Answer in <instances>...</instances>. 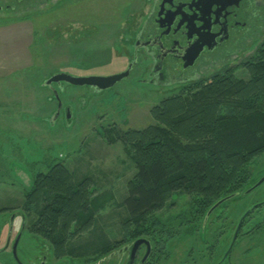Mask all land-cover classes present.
<instances>
[{
	"label": "rangeland",
	"instance_id": "rangeland-1",
	"mask_svg": "<svg viewBox=\"0 0 264 264\" xmlns=\"http://www.w3.org/2000/svg\"><path fill=\"white\" fill-rule=\"evenodd\" d=\"M151 2L0 0V248L8 242L12 222L14 235L22 224L17 211H24L25 192L36 175L63 162L76 180L91 178L93 199L104 207L89 227L78 231L73 224L70 228L66 247L74 249V256L55 260L51 244L47 264H104L105 245L111 248L108 254L115 255L134 239L130 232L126 236L123 202L136 167L127 145L118 140L121 134L155 125L152 110L163 100L219 71L233 69L235 77L249 78L242 66L264 44L263 19L255 21L253 40L241 33L232 37L223 47L229 53L216 58L219 65L197 69L194 78L199 79L188 83H144L151 61L140 52L130 76L111 89L95 91L65 82L52 88L45 85L58 73L87 77L126 71L134 60L135 36ZM54 90L63 106L71 108V118L62 114L55 119ZM250 170L252 184L264 173V154L255 158ZM263 197L264 184L250 197L240 195L228 201L205 221L197 211L196 195L174 193L150 217L145 230H154L150 226L155 219L162 227L142 237L154 246L155 264H217L232 242L241 215ZM263 212L264 208L255 219ZM35 219L28 215V232ZM247 229L223 264H264V229L254 235ZM30 233L24 234L18 256L40 264L37 258L47 240ZM160 242H164L163 250ZM0 264L17 262L0 254ZM106 264H121V258Z\"/></svg>",
	"mask_w": 264,
	"mask_h": 264
},
{
	"label": "trees",
	"instance_id": "trees-1",
	"mask_svg": "<svg viewBox=\"0 0 264 264\" xmlns=\"http://www.w3.org/2000/svg\"><path fill=\"white\" fill-rule=\"evenodd\" d=\"M242 67L247 80L233 69L219 71L163 100L152 110L155 125L121 134L136 167L123 202L126 236L162 227L155 219L154 230H145L174 193L196 195L197 211L206 217L218 201L251 185L250 165L264 154V44ZM90 185L91 178L76 180L58 162L25 192V213L36 217L29 230L48 240L58 258L74 253L66 247L72 225L89 227L104 207Z\"/></svg>",
	"mask_w": 264,
	"mask_h": 264
},
{
	"label": "flooded vegetation",
	"instance_id": "flooded-vegetation-1",
	"mask_svg": "<svg viewBox=\"0 0 264 264\" xmlns=\"http://www.w3.org/2000/svg\"><path fill=\"white\" fill-rule=\"evenodd\" d=\"M151 1L149 14L137 32L134 44V56L135 48L138 47L135 64L138 62L140 52H143L151 61L148 76L145 80H142L144 83L151 85L164 86L180 82L188 83L197 78L199 79V77L194 78L197 69L209 67L211 64L214 66L219 65L216 58L223 56L222 54L224 53H229L228 51L223 52V47L229 43L232 37L241 33L246 38L253 40L256 32L255 21L259 19L264 20V0ZM94 90L98 91L96 89ZM66 109L67 106L62 107L60 116L66 114ZM263 177L264 173H261L254 183L246 190L236 193L233 199L238 198L240 195L247 197L253 195L261 185L255 189L252 188ZM262 208H264V197L255 200L241 215L237 222L234 235L240 222L241 228L232 250L246 227L248 228V233H252L253 235L264 229V212L260 216V219H255V216ZM17 215L20 217L22 224L14 235V221L12 222L8 242L0 248V254H7L17 264H38L34 259L21 261L18 256V249L23 241L24 234L30 232H28V225L26 224L28 216L25 210H18ZM251 238L254 237L251 236ZM141 239L148 241L150 246L142 243L137 251L133 252L134 243ZM15 242H17L16 253L14 251ZM43 245V252L38 255L37 259L40 264H47L51 243L47 240ZM123 245L119 248H113L119 249V252L115 255H112V253L108 254L111 248L109 244L105 245L104 249L108 253L106 252L107 254L102 259L104 261L103 263H110L114 258L120 257L121 264H155L154 261L157 256L154 252V246L149 239L139 237L133 239L130 243L125 242ZM164 248V242L163 245L160 242V250ZM148 250L150 251L147 255ZM230 253L227 257L225 254L223 259L217 264H223L230 256ZM70 256H74V253ZM53 258L55 260L61 259L54 254V251Z\"/></svg>",
	"mask_w": 264,
	"mask_h": 264
},
{
	"label": "water",
	"instance_id": "water-1",
	"mask_svg": "<svg viewBox=\"0 0 264 264\" xmlns=\"http://www.w3.org/2000/svg\"><path fill=\"white\" fill-rule=\"evenodd\" d=\"M137 49L138 47L135 48V56H134V61L129 65L128 69L124 72H121V73H118V74H114V75H110V76H87V77H81V76H72V75H69V74H66V73H58V74H55L53 75L52 77H50L46 82H45V85L47 87H50L52 88V85L54 83H57V84H60L62 82H65V83H68L70 85H73V86H90L98 91H104V90H108V89H111L112 87H114L118 82L128 78L132 72V68L137 60ZM54 92V95H55V98L58 102V106H57V112H56V118H58L60 116V112H61V109L63 107V104L60 100V97L58 96V93L57 91H53ZM66 115H67V118H71V108L70 107H67L66 109ZM264 183V177L252 188V189H255L257 188L258 186L262 185ZM251 190V189H250ZM249 190V191H250ZM236 194L234 195H231V196H228V197H225L223 199H221L220 201H218L216 204H214L210 210L208 211L206 217H205V221L209 219V217L211 216V214L219 207L221 206L222 204H224L225 202L233 199L235 197ZM241 228V222L237 228V231L234 235V239H233V242H232V245L230 247V249L228 250L227 254H226V257L227 255L230 253V251L232 250L233 248V245L235 243V240L238 236V233H239V230ZM142 243H145L147 244V246H150L149 242L146 241V240H138L134 243L133 245V252H136L138 247L142 244ZM16 245H17V242H15V253H16ZM149 248V247H148ZM149 251L148 250V253L147 255L149 254Z\"/></svg>",
	"mask_w": 264,
	"mask_h": 264
}]
</instances>
